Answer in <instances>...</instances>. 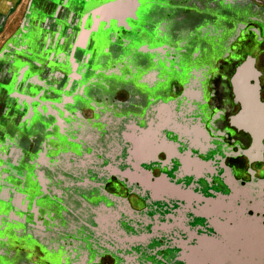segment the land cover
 Listing matches in <instances>:
<instances>
[{"label":"flooded vegetation","instance_id":"af4514ba","mask_svg":"<svg viewBox=\"0 0 264 264\" xmlns=\"http://www.w3.org/2000/svg\"><path fill=\"white\" fill-rule=\"evenodd\" d=\"M246 61L264 105V0H27L0 46V264H264Z\"/></svg>","mask_w":264,"mask_h":264},{"label":"water","instance_id":"95a60500","mask_svg":"<svg viewBox=\"0 0 264 264\" xmlns=\"http://www.w3.org/2000/svg\"><path fill=\"white\" fill-rule=\"evenodd\" d=\"M118 5L116 1L115 3L110 2L94 7L106 13L116 10ZM254 77L253 61H246L236 71L233 83L238 91L243 108L236 122L242 129L253 135L254 146L260 149L264 139V105L260 100L257 88L251 86V80Z\"/></svg>","mask_w":264,"mask_h":264},{"label":"rangeland","instance_id":"374dc122","mask_svg":"<svg viewBox=\"0 0 264 264\" xmlns=\"http://www.w3.org/2000/svg\"><path fill=\"white\" fill-rule=\"evenodd\" d=\"M19 3L18 7H14L13 11H8L7 4L9 0H0V46L2 42L13 32V29L16 26V22L19 19L21 13L25 8L27 0H18ZM16 4V3H15ZM252 234H253V250L257 251V239L259 238L261 243L260 249L264 250V239L259 233L256 225L254 224L252 227ZM263 244V245H262Z\"/></svg>","mask_w":264,"mask_h":264}]
</instances>
